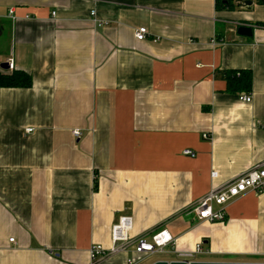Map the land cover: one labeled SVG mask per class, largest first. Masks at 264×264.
Here are the masks:
<instances>
[{"label":"crops","instance_id":"crops-1","mask_svg":"<svg viewBox=\"0 0 264 264\" xmlns=\"http://www.w3.org/2000/svg\"><path fill=\"white\" fill-rule=\"evenodd\" d=\"M9 57L32 83L0 87V264H88L94 244L97 264H127L162 228L217 256L199 260L264 262V191L228 202L222 222L193 211L264 165V0H0ZM233 71L248 89L229 88ZM121 215L133 242L111 252Z\"/></svg>","mask_w":264,"mask_h":264},{"label":"built area","instance_id":"built-area-1","mask_svg":"<svg viewBox=\"0 0 264 264\" xmlns=\"http://www.w3.org/2000/svg\"><path fill=\"white\" fill-rule=\"evenodd\" d=\"M94 12H91L93 15ZM52 15L55 12L52 11ZM147 28L140 26L135 30V38L142 40L146 37ZM213 40H215L213 38ZM7 68L4 71H12L15 67L12 57L6 59ZM2 70V69H1ZM243 102H250L252 97L249 94H241L239 96ZM32 128H26V132H30ZM73 134L79 136V130H73ZM208 137L207 134L203 135ZM184 154L193 156L194 153L190 149H185ZM216 172H212L214 176ZM252 190L254 192L264 191V165L257 164L244 172L234 176L230 180L216 186H212L210 190L202 196L194 205L193 211L199 221L207 222H222L226 218L225 205L231 200L237 198L241 194ZM216 206V208L214 207ZM132 227V217L129 215H121L117 221L111 226V238L113 245L110 248L111 252L123 248L116 246V243H130L133 242L130 236ZM13 241V238H10ZM134 252L138 254V258L127 259V264H135L148 255L163 254L165 251H170L173 255L171 260L181 261H196L199 255L211 254V252L204 248L203 242L200 240L196 242L192 249L180 250L176 247L175 237L166 229L162 228L152 233L150 236H143L135 239L133 242ZM104 248L100 244H94L89 248V263L97 264L99 258L103 255Z\"/></svg>","mask_w":264,"mask_h":264},{"label":"trees","instance_id":"trees-1","mask_svg":"<svg viewBox=\"0 0 264 264\" xmlns=\"http://www.w3.org/2000/svg\"><path fill=\"white\" fill-rule=\"evenodd\" d=\"M218 7H223V3L217 1ZM237 72V71H236ZM236 72H229L228 84L230 89H248L251 83V75L248 71H240L236 76ZM239 72V71H238ZM31 77L22 70H12L10 72L0 69V87H29L31 85ZM97 187L96 179L93 181V188Z\"/></svg>","mask_w":264,"mask_h":264},{"label":"water","instance_id":"water-1","mask_svg":"<svg viewBox=\"0 0 264 264\" xmlns=\"http://www.w3.org/2000/svg\"><path fill=\"white\" fill-rule=\"evenodd\" d=\"M236 32L243 36H251L253 33V28L247 24H239L236 28ZM0 67L7 68L6 63L0 64ZM150 264H264V262L258 261H214V260H196V261H181V260H165L158 259Z\"/></svg>","mask_w":264,"mask_h":264},{"label":"rangeland","instance_id":"rangeland-1","mask_svg":"<svg viewBox=\"0 0 264 264\" xmlns=\"http://www.w3.org/2000/svg\"><path fill=\"white\" fill-rule=\"evenodd\" d=\"M167 252V251H166ZM155 256H166L165 254H152V255H148L147 257H145V260L146 261H144V262H147V261H149V260H151L153 257H155ZM216 258L217 256H215V255H209V254H203V255H199L197 258ZM226 258L228 257V256H225Z\"/></svg>","mask_w":264,"mask_h":264}]
</instances>
